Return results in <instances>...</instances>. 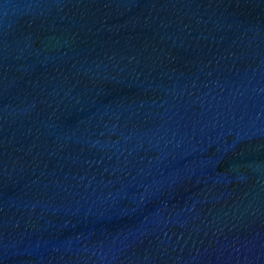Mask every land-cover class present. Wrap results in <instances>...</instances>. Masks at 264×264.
<instances>
[{"label": "water", "instance_id": "obj_1", "mask_svg": "<svg viewBox=\"0 0 264 264\" xmlns=\"http://www.w3.org/2000/svg\"><path fill=\"white\" fill-rule=\"evenodd\" d=\"M0 264H264V0H0Z\"/></svg>", "mask_w": 264, "mask_h": 264}]
</instances>
